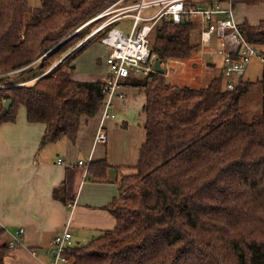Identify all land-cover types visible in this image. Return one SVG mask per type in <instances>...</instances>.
I'll use <instances>...</instances> for the list:
<instances>
[{
    "label": "trees",
    "instance_id": "1",
    "mask_svg": "<svg viewBox=\"0 0 264 264\" xmlns=\"http://www.w3.org/2000/svg\"><path fill=\"white\" fill-rule=\"evenodd\" d=\"M114 1L41 0L33 7L31 0H0V124L25 105L29 121L47 124L42 144L64 135L75 141L83 118L102 109L106 90L103 79H74L70 58L83 47L75 48L87 25L80 27ZM239 27L264 53V19ZM200 45L192 20L161 19L151 33L163 64L189 58ZM167 79L158 71L133 80L146 94V138L105 207L116 226L76 242L68 264H264V93L260 112L241 110L264 79H242L234 89L222 88L223 73L199 87ZM108 167L97 160L89 172L103 179ZM54 196L74 203L71 174ZM4 236L0 229V264L11 250Z\"/></svg>",
    "mask_w": 264,
    "mask_h": 264
},
{
    "label": "crops",
    "instance_id": "2",
    "mask_svg": "<svg viewBox=\"0 0 264 264\" xmlns=\"http://www.w3.org/2000/svg\"><path fill=\"white\" fill-rule=\"evenodd\" d=\"M155 11V7L148 8L145 14ZM234 18L239 25L246 21L257 24L264 19V3L238 0ZM197 25L200 26L199 22ZM98 72L92 67L88 74ZM106 73L108 70L102 75ZM137 78L130 74L122 80L126 97L114 99L112 111L116 117L102 122L108 134L106 143L96 142L102 109L83 118L75 141L64 135L42 144L47 124L29 121L25 105L19 106L14 121L0 124V229H4V240L9 244L24 229L20 243L6 255L5 264L50 262L55 235L65 228L72 231L76 242L85 243L116 226V217L105 207L120 193L122 176L137 164L146 138L145 101L142 130L133 141L128 137L130 119L139 115L134 111L140 95L145 93L141 86L132 83ZM59 158L64 163H59ZM80 160L84 164H79ZM97 160L109 164L103 179L89 172L90 164ZM68 174L73 176L74 203H65L54 196L55 188L62 186Z\"/></svg>",
    "mask_w": 264,
    "mask_h": 264
},
{
    "label": "built area",
    "instance_id": "3",
    "mask_svg": "<svg viewBox=\"0 0 264 264\" xmlns=\"http://www.w3.org/2000/svg\"><path fill=\"white\" fill-rule=\"evenodd\" d=\"M119 1L122 0L114 1L80 28L116 11L117 9L111 8ZM236 1L238 0H137L118 8V13L106 19L85 37L83 42L104 31L101 40L110 48L107 56L108 73L102 78L106 97L102 105V121L96 134V142H108V134L102 122L106 118L116 117L112 111L114 99L126 97L123 78L130 74L146 78L158 72L155 64L159 57L152 50L151 33L161 19L175 23L188 20L199 22L201 46L210 61L221 59L225 87L228 89H234L244 79L254 57H259L264 63V53L248 41L234 18ZM152 7L156 11L146 15L145 10ZM124 16L132 17L128 31L113 24ZM213 44L219 45L213 47ZM58 162L64 163L63 158H59ZM79 164H84V160H80ZM23 231V228L18 231L17 240L9 244L10 248L20 243ZM75 245L74 234L69 228L58 232L50 249L51 261L46 264H66V252Z\"/></svg>",
    "mask_w": 264,
    "mask_h": 264
},
{
    "label": "rangeland",
    "instance_id": "4",
    "mask_svg": "<svg viewBox=\"0 0 264 264\" xmlns=\"http://www.w3.org/2000/svg\"><path fill=\"white\" fill-rule=\"evenodd\" d=\"M33 7H38L41 5V0H31ZM113 2L108 3L102 10L97 12L89 20L93 19L97 14L102 12L105 8L111 5ZM133 3V0L119 1L117 4L113 5L111 9H117L113 13L106 15L102 18L95 19L87 24L80 32L83 34L82 38L79 39V43L75 48L83 46L82 49L76 51L70 58L72 65V77L77 80H89L96 78L95 80L102 79L105 75H102L103 72L108 70L107 56L109 53V47L102 42V33H99L87 41L83 42L85 37H87L97 26H99L106 19L112 17L114 14L119 12L120 7ZM132 22V17L124 16L118 18L114 25L129 30ZM111 27V26H110ZM80 29V28H79ZM195 40L199 42V30L196 28L194 30ZM84 43V44H83ZM219 44H213V47H216ZM74 49V48H73ZM208 55L204 52V49L200 45V48L196 49L192 55L187 59H172L166 63H162L165 68L167 80L169 82L179 84V85H191V86H204L208 84L214 77L221 75L223 73L222 61L220 58H216L214 62L215 66L209 67L206 60ZM59 62V61H58ZM56 62V63H58ZM52 64L48 69L56 65ZM92 67L97 68L98 74L93 75L94 73L88 74V71ZM47 69V70H48ZM248 81H257L264 79V63L259 57H254L248 67V70L244 76ZM35 78L27 80L25 82L33 81ZM91 81V80H89ZM222 88H225V80L221 82ZM264 85L259 84L258 86L252 88L249 93L244 96L241 100V110L245 112H250L256 114L261 111L262 105V96L264 93ZM144 92V91H143ZM145 94V93H144ZM141 94L139 97V102L137 103V109L134 111L137 117H132L130 119L131 126L128 131L129 140L133 141L139 136L140 131L142 130V115L141 112L143 108V101H145V95ZM146 98V97H145ZM145 119L143 113V120ZM136 143V142H135ZM129 172V171H128ZM127 172V173H128ZM68 264V263H67Z\"/></svg>",
    "mask_w": 264,
    "mask_h": 264
},
{
    "label": "water",
    "instance_id": "5",
    "mask_svg": "<svg viewBox=\"0 0 264 264\" xmlns=\"http://www.w3.org/2000/svg\"><path fill=\"white\" fill-rule=\"evenodd\" d=\"M207 64H208L209 66H215V65H216V63L213 62V61H209ZM155 65H156V69H157V71H159V72H164V71H165V68H164V66L162 65V60H161L160 58H158V59L156 60V64H155ZM12 102H13L12 99H8V100L5 101V109H6V111L9 110V108H10Z\"/></svg>",
    "mask_w": 264,
    "mask_h": 264
}]
</instances>
